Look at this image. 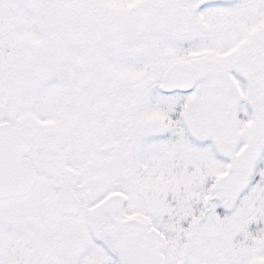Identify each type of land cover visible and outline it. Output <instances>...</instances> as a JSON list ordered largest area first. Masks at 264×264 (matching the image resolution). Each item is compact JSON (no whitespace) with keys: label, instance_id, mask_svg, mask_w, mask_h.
<instances>
[{"label":"snow or ice","instance_id":"snow-or-ice-1","mask_svg":"<svg viewBox=\"0 0 264 264\" xmlns=\"http://www.w3.org/2000/svg\"><path fill=\"white\" fill-rule=\"evenodd\" d=\"M0 264H264V0H0Z\"/></svg>","mask_w":264,"mask_h":264}]
</instances>
